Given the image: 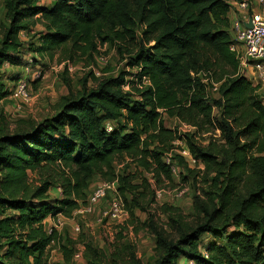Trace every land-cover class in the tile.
I'll list each match as a JSON object with an SVG mask.
<instances>
[{"label": "trees", "instance_id": "1", "mask_svg": "<svg viewBox=\"0 0 264 264\" xmlns=\"http://www.w3.org/2000/svg\"><path fill=\"white\" fill-rule=\"evenodd\" d=\"M41 1L3 0L0 73L6 64L22 65L19 33L37 24L44 30L29 52L85 56L114 41L132 72L89 73L92 86L86 78L78 91L67 85L54 114L40 122L18 120L10 127L0 109V264H49L52 248L68 263L79 244L90 264L105 258L44 224L70 218L86 201L94 175L117 181L131 218L135 211L146 215L152 264H264V105L259 86L239 74L229 51V1L237 0H48L50 7ZM211 82L219 84L213 98ZM5 88L0 76V102ZM163 114L193 131L180 136L165 128ZM203 135H209L206 144L197 139ZM176 140L201 170L168 152L165 146ZM125 157L150 174L155 187L142 174H116L114 163ZM178 163L194 183L209 186L193 196L191 216L155 200ZM102 264L143 263L122 244Z\"/></svg>", "mask_w": 264, "mask_h": 264}, {"label": "rangeland", "instance_id": "2", "mask_svg": "<svg viewBox=\"0 0 264 264\" xmlns=\"http://www.w3.org/2000/svg\"><path fill=\"white\" fill-rule=\"evenodd\" d=\"M3 0H0V33L2 25H5L4 20V6ZM38 5H41L38 3ZM44 28L42 25L37 24L33 28L19 33V38L23 42L24 47L21 49L22 65L19 67L3 66L0 76L6 85L7 97L5 101L0 102L1 115L4 122L9 124L10 127L14 126L18 120H33L40 122L45 118L52 116L56 110L57 103L60 98L67 95V85L70 86L73 92L82 88L83 81L86 78L87 88L91 87L93 81L87 77L89 73L93 74L96 78H109L117 77L122 72H129L126 66L127 55L118 52V43L114 41L105 44L97 45V53L82 56L79 52H68L63 50L56 52L51 58L45 56L44 58L29 52L31 42H37L36 35L42 32ZM1 38V35H0ZM132 72V71H130ZM239 74L244 76L253 86L257 87V97L264 105V84H257L255 81V73L253 69H242L239 67ZM216 75L212 79L214 80ZM25 79L28 83L27 93L29 99L17 104L14 97L15 84L17 80ZM124 90H127L126 88ZM209 93V92H208ZM213 98V94L209 93ZM217 117V113L214 112ZM1 117V116H0ZM2 120H0L1 127ZM162 123L165 128L176 130L178 135L183 136L186 132L180 123L166 114L162 115ZM215 138V137H211ZM219 138L216 133V139ZM202 144H206L209 135L198 136L197 138ZM168 152L173 156L176 154L174 150L177 147L174 145L165 146ZM177 166V165H176ZM116 174H133L137 177L140 174L144 175L149 183L155 187V182L150 174L143 173L136 168L133 160L125 157L114 163ZM32 178V176L30 175ZM104 181L99 175H94L89 183L87 196L91 193L94 186ZM203 183V182H202ZM200 181L194 183L191 178L186 176V171L179 165L176 167L175 174H172L171 182L163 181L160 184L161 196L155 198L158 206L166 204L168 206L179 208L184 215H192V200L193 196L206 190L209 186L202 184ZM177 189H185V193L177 196ZM55 192L50 194L51 198H55ZM108 201L96 208L92 216L84 218H77L80 225V231L74 232L69 223H64L58 227V231L65 230L69 232L73 240H80L88 243L95 251H99L103 256H108L111 252L119 248L122 244L133 247L136 257L143 264H152L154 261V238L146 233L142 224L146 219V215L135 211L134 217H130L128 213L122 214L116 218L108 219L107 221L97 224L95 219L101 214V209L107 207ZM59 216L56 218L58 219ZM162 221H166L164 216L161 217ZM55 222V221H54ZM53 222V224H54ZM208 238V237H207ZM204 239L208 241V239ZM77 248L84 250L82 245ZM90 256L94 253L89 252ZM105 258H99L93 261V264H102ZM90 259H92L90 257ZM49 264H90L85 258L81 261H75L70 258L66 263L57 249L52 248L48 251Z\"/></svg>", "mask_w": 264, "mask_h": 264}, {"label": "built area", "instance_id": "3", "mask_svg": "<svg viewBox=\"0 0 264 264\" xmlns=\"http://www.w3.org/2000/svg\"><path fill=\"white\" fill-rule=\"evenodd\" d=\"M229 4L231 5L230 11L234 10L237 14L229 26V51L234 54L240 68L243 70L246 68L253 69L256 83L264 84V0H237L229 1ZM191 76H193V73H191ZM203 82L207 83V80L203 79ZM27 86L28 83L25 79L17 80L14 90L17 104L29 99ZM218 86L219 84L211 82L208 85V91L215 96ZM180 125L185 132L193 131V128L189 125ZM108 129H110L109 126ZM172 145L177 147L176 149L178 150H174L175 153L182 157L190 168L202 169V166L190 156L183 141L176 140L172 142ZM170 155L165 156V162L168 165L171 164ZM170 169L172 174H175L176 166L171 165ZM176 191H179L176 192L177 196L185 193V189H177ZM156 196L159 198L161 196L160 192H156ZM106 200L108 201L107 207L101 209L100 216L95 219L97 224L125 214L122 200L117 191V181H102L93 187L86 201L73 212L70 218L59 216L53 226L47 228V231L49 232L51 229L57 230L64 223H69L74 232H79L80 225L77 218L92 216L96 208ZM72 259L81 261L83 259L82 250L77 248Z\"/></svg>", "mask_w": 264, "mask_h": 264}, {"label": "crops", "instance_id": "4", "mask_svg": "<svg viewBox=\"0 0 264 264\" xmlns=\"http://www.w3.org/2000/svg\"><path fill=\"white\" fill-rule=\"evenodd\" d=\"M41 5L45 6V7H50V1L48 0H42L40 2ZM237 16L236 12L234 10H231L227 17H228V21L229 23H231V21H233L235 19V17ZM57 218V217H56ZM56 218H47L45 221H44V224L46 225V228H50L53 226V222L56 220ZM69 234V232H68ZM70 235V234H69ZM71 237V236H70ZM184 261H181V263H183Z\"/></svg>", "mask_w": 264, "mask_h": 264}]
</instances>
